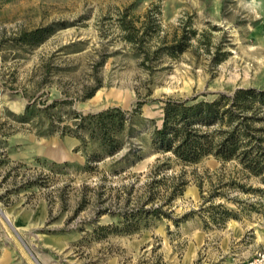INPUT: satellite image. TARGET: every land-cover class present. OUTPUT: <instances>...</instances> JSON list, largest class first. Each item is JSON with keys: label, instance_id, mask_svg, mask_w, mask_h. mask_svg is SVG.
<instances>
[{"label": "rangeland", "instance_id": "obj_1", "mask_svg": "<svg viewBox=\"0 0 264 264\" xmlns=\"http://www.w3.org/2000/svg\"><path fill=\"white\" fill-rule=\"evenodd\" d=\"M127 7L139 19L154 13L160 29L150 48L165 34L195 36L179 56L150 59L147 68L118 25ZM38 28L47 31L35 43L25 35ZM240 87L264 88V0H0V264L249 263L264 248V184L213 155L164 171L165 182L186 183L163 206L170 216L146 218L131 232H95L122 227L117 213L148 200L150 171L169 154L151 142L163 100ZM54 100L66 102L49 116L44 107ZM138 100L145 121L137 135L84 170L80 138L61 133L73 112L130 109ZM130 146L141 159L113 173L110 164ZM218 204L238 217L213 222L205 208Z\"/></svg>", "mask_w": 264, "mask_h": 264}, {"label": "trees", "instance_id": "obj_2", "mask_svg": "<svg viewBox=\"0 0 264 264\" xmlns=\"http://www.w3.org/2000/svg\"><path fill=\"white\" fill-rule=\"evenodd\" d=\"M131 7L125 8L118 18L123 39L142 55V64L149 68L146 62L150 59L159 60L163 56L176 58L190 45V39L195 36V30H185L181 34H174L169 39L165 34L159 38L154 48L149 47L150 40L158 35L160 24L154 13L148 9L143 19L135 18L130 13ZM46 28H38L28 32L25 36L32 42L41 41ZM96 90L87 96L91 97ZM66 101L54 100L44 107L47 115L51 109H60ZM162 124L155 126L151 136L154 151L169 153L164 159H159L150 171L152 180L148 182L150 196L146 203L136 208L122 210L117 215L121 218L122 227L116 225H99L95 232L104 235L106 230H123L131 232L139 227L142 220L149 217H168L169 212L163 209L177 196L182 194L183 180L167 183L163 173L170 168L172 162L194 164L206 156L213 155L223 162L236 161L248 174L258 177L264 184V88L240 87L232 93L221 92L214 98L168 97L163 100ZM143 100H138L130 109L112 106L99 112L79 113L74 111L73 126L64 125L63 135H74L80 138V147L85 151L86 165L84 170L95 168L96 162L114 157L125 149L129 140L137 135L140 125L145 121L142 115ZM32 109V108H31ZM32 113L30 107L20 115L27 118ZM51 116V115H49ZM54 117V114H52ZM50 122V132L57 131ZM141 155L137 148L130 149L119 159L110 164L113 173L125 171L133 166ZM63 165H67L66 163ZM163 174V175H162ZM157 176H162L157 178ZM29 181L28 185L36 184ZM244 191H258L262 189L246 188L237 184ZM159 187L164 192L160 194ZM163 197V202L146 207L149 202ZM213 222L220 224L229 218H237L238 214L223 204L210 205L205 208ZM184 215L183 218L188 217ZM178 221V220H175Z\"/></svg>", "mask_w": 264, "mask_h": 264}, {"label": "built area", "instance_id": "obj_3", "mask_svg": "<svg viewBox=\"0 0 264 264\" xmlns=\"http://www.w3.org/2000/svg\"><path fill=\"white\" fill-rule=\"evenodd\" d=\"M247 264H264V248L258 253V255Z\"/></svg>", "mask_w": 264, "mask_h": 264}, {"label": "water", "instance_id": "obj_4", "mask_svg": "<svg viewBox=\"0 0 264 264\" xmlns=\"http://www.w3.org/2000/svg\"><path fill=\"white\" fill-rule=\"evenodd\" d=\"M0 212L2 213V215L5 216V213L2 211V209L0 208ZM7 218V217H6Z\"/></svg>", "mask_w": 264, "mask_h": 264}]
</instances>
